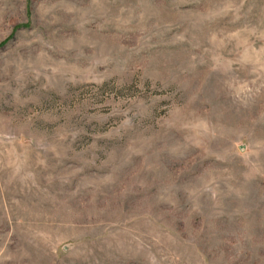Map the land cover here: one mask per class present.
Masks as SVG:
<instances>
[{
  "label": "rangeland",
  "instance_id": "1",
  "mask_svg": "<svg viewBox=\"0 0 264 264\" xmlns=\"http://www.w3.org/2000/svg\"><path fill=\"white\" fill-rule=\"evenodd\" d=\"M0 264H264V0H0Z\"/></svg>",
  "mask_w": 264,
  "mask_h": 264
}]
</instances>
